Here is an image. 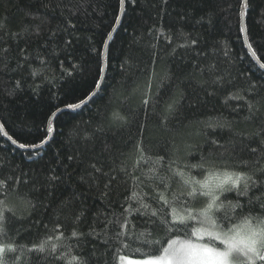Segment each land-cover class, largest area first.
<instances>
[{"label": "trees", "instance_id": "1", "mask_svg": "<svg viewBox=\"0 0 264 264\" xmlns=\"http://www.w3.org/2000/svg\"><path fill=\"white\" fill-rule=\"evenodd\" d=\"M46 3L48 0H0V18L7 19L8 27L14 32L27 27L25 12L29 10L31 15L44 20L43 38L28 37L12 42V51L5 58L11 71L0 73V122L6 123L9 134H15L14 138L19 137L21 142L39 143L46 135L47 117L57 106L62 111L53 118L54 131L47 134L49 142L43 147L18 149L0 136V163L7 162L16 170V176H20L21 171L28 173L9 193L18 215H28L27 201L35 206L30 231H25L27 221L16 226L20 243L28 247L34 242L39 243V239L44 238L43 224L52 229L57 218L64 226L61 231L70 237L71 217L62 215L59 209L61 201L75 194L77 203L87 210L80 227L89 233L88 240L78 242V238H71L51 243L64 244L65 251L70 245L71 255L95 250L100 264H103L107 247L103 241L108 239L104 230L105 217L111 219L114 212L119 214L123 209L138 207L140 201L155 207L150 197L154 194L152 188L161 178L169 180L173 189L178 187L179 177L169 179L170 174L156 166L154 153L175 147L181 163L189 159V152L197 158L201 154L207 155L210 148L205 140L210 130L204 128L206 121H232L238 131L251 133L256 130L260 113L254 121H245L249 114L246 102L250 90L245 101H227L226 96L229 92L244 95L250 82L264 84V69L259 68V63L247 51L243 35L238 31L237 0H168L166 7L162 0H137L136 5L128 0L124 8L119 7L118 0H63L55 12L51 5L45 8ZM229 3L231 9L226 12ZM77 5L79 12L69 17V8L75 12ZM260 6H264V0H253L245 17L249 29L246 36L258 55L264 57V20L259 17ZM61 12L65 14L62 16ZM120 13L121 21L104 55L102 38L113 30L114 17ZM73 24L75 29H71ZM64 28L70 31L64 32ZM48 29L53 32L60 29L56 43L47 42ZM149 29L156 31L157 35H151ZM189 36L196 38L199 44L190 48L178 47L189 43ZM61 39L71 40L70 47L65 49ZM17 43L32 53L33 62L23 70L17 69L14 59ZM172 48L176 49L175 54L167 55ZM160 49L164 51L153 61L150 54ZM97 50L103 53L100 62L105 71L102 74L96 71ZM41 60L46 61V65L42 66ZM34 69L38 70L35 77L31 75ZM212 72L218 75L213 76ZM165 74L169 79L161 82L160 78ZM220 76L231 79L232 86L205 99L198 82L219 79ZM17 79L21 80L22 88L8 95ZM97 79L101 86L96 91L98 87L94 81ZM178 91H183L186 98L179 114L168 125L177 133L173 145L172 137L161 128V121L166 101ZM94 92L91 100L80 108L70 110L64 107L80 100L86 102ZM149 96L152 103L145 107L141 99ZM261 97H264V88L252 102ZM197 100L201 102L192 107ZM258 107L264 113V106ZM129 113L134 116L129 117ZM120 117L131 119V123L121 129ZM140 128H144L142 136ZM141 139L147 148L145 157L152 156L151 160L140 159L133 151ZM229 139L230 135L225 131L219 137V143L225 144ZM69 156L73 159L69 160ZM92 162L102 167L108 176L101 177L90 187L82 178ZM191 162L195 163L194 160ZM124 167L136 179L119 171ZM8 174L9 167H5L3 175ZM53 175L62 179L55 187H50L45 178ZM111 177L116 179L111 180ZM29 178L36 182V190L31 182L23 183ZM104 184H110V188L104 189ZM101 191L109 195L101 196ZM156 191H163L162 186ZM133 193L136 198L126 200ZM166 195L171 198L170 193ZM0 199H4L2 194ZM128 218L132 219L131 216ZM191 239L196 242V237ZM71 255L61 264H69Z\"/></svg>", "mask_w": 264, "mask_h": 264}, {"label": "snow or ice", "instance_id": "2", "mask_svg": "<svg viewBox=\"0 0 264 264\" xmlns=\"http://www.w3.org/2000/svg\"><path fill=\"white\" fill-rule=\"evenodd\" d=\"M162 2L166 7L168 0H162ZM62 3L63 0L59 3L57 0H48L44 7L48 8L51 5L52 11L55 12ZM126 3L128 0H118L120 8H124ZM136 3L137 0H131L132 5ZM252 4L253 0H237L236 7L239 10L240 25L238 31L241 34H249L245 17ZM230 9L231 4L229 3L225 11ZM79 10L78 5L75 6V12L69 8L68 16L75 15ZM64 14L61 12L62 16ZM25 17L27 27H22L20 31L15 32L8 27L7 19L0 18V64L3 65L0 73L11 71L9 62L5 58L9 57L12 51V42L28 37L37 40L43 38L44 20L31 15L30 10L25 12ZM259 17L264 20V6H260ZM114 19L116 24L112 26L113 30L108 31L106 37L102 38V45L110 43L109 38L113 36V31L121 21V16L116 14ZM209 23H212L211 19ZM71 29H75L74 24L71 25ZM59 31L60 29L55 32L48 29L50 35L47 37V42L49 44L56 43L55 38ZM69 31L68 28H64V32ZM148 31L154 37L157 35L153 29ZM5 36L8 37L7 40L4 39ZM187 39L189 43L178 45V47L190 48L199 44L194 37L189 36ZM60 43H63L64 48L67 49L72 41L61 39ZM169 43H171V37H169ZM4 44L8 46L4 47ZM247 47L250 55L259 63V68L264 69V62H261L264 61V57L258 55L253 43L249 42ZM163 51L164 49H160L158 52L151 53L152 60L159 59L160 52ZM175 52L176 49L172 48L166 54L173 55ZM102 56L103 53L97 50L96 71L100 74L105 71L100 62ZM14 59L19 70L25 69L33 62L32 53L27 47H19L18 43ZM40 62L42 66L46 65V61L41 60ZM121 67L123 68L124 65L122 64ZM196 67L199 68V65L197 64ZM37 74L38 70L34 69L31 72L34 77ZM211 75L216 76L218 73L212 72ZM240 75L243 76V73ZM160 79L163 82L169 77L165 74ZM94 83L97 87L101 86L99 79ZM198 86L204 91L205 99H207L230 88L232 80L220 76L219 79H203L198 82ZM148 87L150 88L151 84ZM21 88L22 82L17 79L8 95L15 94V91ZM209 88L212 90L209 91ZM261 88H264V84L250 82L248 89L244 90V95L239 92H229L226 96L227 101H245V96L249 95L250 90L251 95L246 102L249 114L245 117V121H254L260 113V122L256 125L255 131L251 133L238 131L232 121H206L204 128L210 130L207 133L208 139L205 140V144L210 148L207 155L201 154L197 158L189 152L187 153L189 159L181 163V158L177 155L178 149L175 147L169 151L161 150L153 154L156 166L169 173V179L179 177L178 187L173 189L169 180L161 178L159 183L152 188L154 194L150 197L155 207L140 201L138 207L123 209L119 214L114 212L111 219L105 217L104 230L108 239L103 241V244L107 246L103 264H264V113L258 107V105L264 106V97L252 102L254 97L260 96ZM185 98L184 92L178 91L164 105L161 128L172 137L173 145L176 143L177 133L175 129H169L168 125L171 124L172 118L179 114ZM200 102L197 100L196 104L191 106L196 107ZM83 103L85 101L80 100L79 103H67L64 107L75 110ZM151 103L150 96L142 97V105L147 107ZM61 111L62 109L57 106L47 117L46 135L39 143H26L21 142L19 137L14 138L15 134H9L4 122H0V136L5 137L7 142L18 149H37L47 143L49 139L47 134L54 131L53 118ZM128 116L133 117L134 114L129 113ZM119 120L121 129L131 123V119L125 117H120ZM109 123L114 122L109 121ZM139 131L142 136L144 128H140ZM225 131L229 133L230 139L225 144H220L219 137ZM214 136L216 138H213ZM165 147H167V142ZM133 151L139 154L140 159H152V156L145 157L147 148L142 139L134 145ZM68 159L72 160L73 157L69 156ZM193 160L195 163L191 162ZM5 167H9L10 174L3 175ZM15 171L7 162L0 163V190H2L0 194L4 196V199H0V264H61L71 255V246H67L65 251L63 250L64 244L51 242L71 238H78V242L79 240L87 241L89 233H85L80 227L87 210L77 203L78 197L73 194L66 201H61L59 209L62 215L71 217L70 237H66L65 232L61 231L64 226L57 218L55 227L52 229H49L48 224H43L44 238L39 239V243L34 242L31 247L20 243V232L16 226L27 221L29 223L25 231H30L33 223L31 216L35 212V206L27 201L30 209L28 215L17 214L16 206L9 198V193L15 185L21 182V177H27L28 173L21 171V175L16 176ZM119 171L136 179L127 172L126 167ZM106 176L108 173L92 162L85 169L82 179L91 187L101 177ZM61 179L53 175L46 177L45 183L50 187H55ZM110 179L115 180L116 177ZM30 182L33 184V190H36L35 181H31L30 178L23 181L25 184ZM161 186L163 191L157 192L156 189ZM103 188L109 189L110 184H104ZM166 193H170L171 198ZM100 195L107 196L109 193L101 191ZM135 198V193H133V196L126 197V200ZM129 216L132 217L131 220ZM34 223L40 224L41 222L34 221ZM92 231L94 232L95 229L93 228ZM191 237H196V242H193ZM73 262L74 264H100V258L96 256L95 250H92L71 255L69 264Z\"/></svg>", "mask_w": 264, "mask_h": 264}, {"label": "water", "instance_id": "3", "mask_svg": "<svg viewBox=\"0 0 264 264\" xmlns=\"http://www.w3.org/2000/svg\"><path fill=\"white\" fill-rule=\"evenodd\" d=\"M120 16H122V13H120ZM116 27H117V25H116ZM116 29V28H115ZM114 32V31H113ZM243 35V39H244V43H245V46H246V49H247V51L249 52V49H248V47H247V44H248V42H247V36H246V34H242ZM110 39V38H109ZM106 47H107V45H105L104 46V50H103V53H104V55H105V49H106ZM253 58V57H252ZM255 61H256V59L255 58H253ZM257 62V61H256ZM258 63V62H257ZM104 66V65H103ZM99 89V87L96 89V91ZM95 93L96 92H94L93 94L95 95ZM92 94V96L89 98V99H87V101L84 103V104H86L87 102H89L90 100H91V98L94 96ZM84 104H81V106L82 105H84ZM48 142H49V139H48V141H47V143L46 144H44V145H42L41 147H43V146H45V145H47L48 144ZM40 148V147H39Z\"/></svg>", "mask_w": 264, "mask_h": 264}]
</instances>
